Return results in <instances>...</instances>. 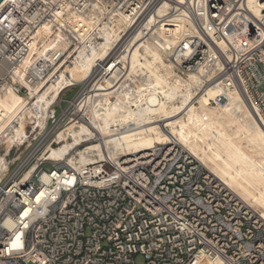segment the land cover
<instances>
[{
  "label": "built area",
  "instance_id": "2783aa9c",
  "mask_svg": "<svg viewBox=\"0 0 264 264\" xmlns=\"http://www.w3.org/2000/svg\"><path fill=\"white\" fill-rule=\"evenodd\" d=\"M145 45L176 76L197 75L196 93L215 88L210 106L237 95L264 127V0H6L0 124L7 94L39 116L20 112L0 135V264H264V217L174 137L93 164L58 152L68 126L89 130L76 149L98 141L106 100L122 111L117 99L147 93V73L131 68ZM86 56L91 70L75 81ZM43 94L56 97L40 107Z\"/></svg>",
  "mask_w": 264,
  "mask_h": 264
},
{
  "label": "bare ground",
  "instance_id": "6f19581e",
  "mask_svg": "<svg viewBox=\"0 0 264 264\" xmlns=\"http://www.w3.org/2000/svg\"><path fill=\"white\" fill-rule=\"evenodd\" d=\"M5 2L3 0L2 4ZM93 59L86 56L78 60L70 70L73 80L77 81L90 72ZM131 68L147 73L150 81L147 93L142 92L132 102L117 99L114 105L117 104L122 111L109 109L112 101L106 100L108 107L96 127L98 143L77 153L80 140L89 134V130L84 126H68L56 138L63 140L66 135L73 142L66 141L58 152L69 154L74 150L78 160L74 164H93L106 158L114 161L120 156L144 152L174 137L243 202L264 209V127L245 102L236 95L227 105L210 106L209 101L217 95L215 88L196 93L192 85H197V75L188 79L176 76L173 66L165 63L147 45L134 50ZM46 97L43 94L38 98L40 107L42 103L48 105L56 95H51L50 100ZM22 106L23 102L12 94H7L1 102L0 135L6 140L8 133L2 130L20 112L24 116ZM38 116L36 112L35 117ZM22 131V128L17 129V136ZM56 153L52 151V156ZM4 168L5 160L0 156V172Z\"/></svg>",
  "mask_w": 264,
  "mask_h": 264
},
{
  "label": "rangeland",
  "instance_id": "374dc122",
  "mask_svg": "<svg viewBox=\"0 0 264 264\" xmlns=\"http://www.w3.org/2000/svg\"><path fill=\"white\" fill-rule=\"evenodd\" d=\"M141 54V53H140ZM143 55V54H142ZM152 60V59H150ZM80 87L76 86V87H73L71 89H68L67 91H65L61 97V99L63 100V102L61 103V108L64 109L66 107V102L67 101H70L72 100L75 95L77 94L78 90H79ZM55 110H56V114L58 115L60 110L58 108V106L55 107ZM36 113V112H35ZM35 113L33 111H30V110H26L25 113H24V116L27 114L28 116H35ZM73 142V141H72ZM71 142V143H72ZM67 143H70L67 141ZM98 141L96 143H93V144H89V145H86L85 148L91 146V145H95L97 144ZM65 144V143H64ZM64 146V145H63ZM85 148L83 149H80L77 151V153H80V152H83L85 150ZM183 148V147H182ZM75 149V148H74ZM187 151V150H186ZM188 152V151H187ZM189 153V152H188ZM190 154V153H189ZM191 155V154H190ZM192 156V155H191ZM194 158V157H193ZM196 159V158H195ZM70 161L72 162H78L77 159H71ZM196 161L201 164L197 159ZM203 166V165H202ZM204 167V166H203ZM205 168V167H204ZM206 169V168H205ZM215 176V175H214ZM216 177V176H215ZM225 185V184H224ZM226 186V185H225ZM227 187V186H226ZM228 188V187H227ZM231 190V189H230ZM232 191V190H231ZM233 192V191H232ZM234 193V192H233ZM235 194V193H234ZM236 195V194H235ZM237 196V195H236ZM242 202L243 200L237 196ZM244 203L251 209H253L255 212H257L259 215L263 216L264 217V209L259 207V206H250L247 202L244 201ZM135 264H143V258L142 257H136L135 259Z\"/></svg>",
  "mask_w": 264,
  "mask_h": 264
},
{
  "label": "water",
  "instance_id": "95a60500",
  "mask_svg": "<svg viewBox=\"0 0 264 264\" xmlns=\"http://www.w3.org/2000/svg\"><path fill=\"white\" fill-rule=\"evenodd\" d=\"M3 0H0V5L2 4Z\"/></svg>",
  "mask_w": 264,
  "mask_h": 264
}]
</instances>
